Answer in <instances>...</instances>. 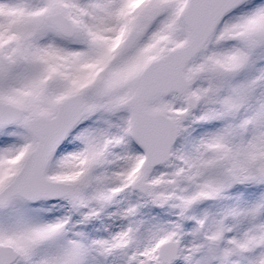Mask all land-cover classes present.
I'll list each match as a JSON object with an SVG mask.
<instances>
[{"label":"snow or ice","instance_id":"obj_1","mask_svg":"<svg viewBox=\"0 0 264 264\" xmlns=\"http://www.w3.org/2000/svg\"><path fill=\"white\" fill-rule=\"evenodd\" d=\"M0 264H264V0H0Z\"/></svg>","mask_w":264,"mask_h":264}]
</instances>
